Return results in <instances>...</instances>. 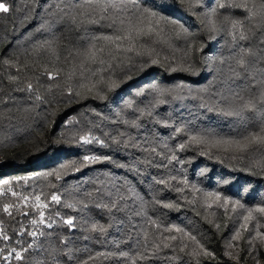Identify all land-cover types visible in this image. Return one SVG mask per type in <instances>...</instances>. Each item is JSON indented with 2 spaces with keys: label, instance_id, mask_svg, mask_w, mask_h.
I'll return each instance as SVG.
<instances>
[{
  "label": "trees",
  "instance_id": "trees-1",
  "mask_svg": "<svg viewBox=\"0 0 264 264\" xmlns=\"http://www.w3.org/2000/svg\"><path fill=\"white\" fill-rule=\"evenodd\" d=\"M4 2L10 12L0 14V100L7 101L0 103V264H264V213L244 219L248 209L264 207V151L240 153L211 143L259 126L253 113L246 114L247 127L224 116L226 105L214 95L225 87L221 69L227 60L222 65L220 59L235 51L223 17L243 19L245 13L218 9L217 30L211 31L205 11L227 0H200L191 8L186 0H135L140 9L183 25L187 35L177 36L162 23L160 38L138 41L142 55L129 53L131 60L114 69L118 87L97 85L89 92L79 84L89 83L90 74L82 81L80 59L65 47L66 38L86 46L78 40L84 30L69 31L65 23L41 28L51 23L48 13L59 0ZM26 6L32 9L27 19L21 11ZM128 7L133 9L132 0ZM87 30L112 32L99 25ZM189 66L193 71L180 70ZM49 72L59 75L49 79ZM29 83L31 91L20 90ZM159 90L173 91L160 96ZM192 135L206 142H191ZM85 136L92 143L84 144ZM151 148L155 152L145 151ZM85 156L101 162L81 166ZM53 194L60 203L51 200ZM37 195L47 208L34 207ZM41 211L45 223L32 224ZM13 249L23 259L10 256Z\"/></svg>",
  "mask_w": 264,
  "mask_h": 264
},
{
  "label": "snow or ice",
  "instance_id": "snow-or-ice-1",
  "mask_svg": "<svg viewBox=\"0 0 264 264\" xmlns=\"http://www.w3.org/2000/svg\"><path fill=\"white\" fill-rule=\"evenodd\" d=\"M186 2L191 8L199 4L200 0H186ZM132 3L133 9L128 7L129 0H78V2L59 0L48 13L51 17V23L46 21L45 24L41 25V28H44L46 25L50 28L54 24L65 23L71 26L69 31L84 30V35L79 37L78 40L86 41V46L82 48L78 47L76 44H73L71 38H66L67 44L65 45L69 51V56L79 58L81 61L79 68L82 81L85 79V73L90 74L87 77L89 83L81 82L79 84L81 89L91 92L93 89H97V85H103L108 90L118 87V82L113 79L114 69L120 67L126 60H131V56L128 55L129 53H135L137 56L142 55V52L137 48L138 41H143L153 36L160 38L164 32V28L161 27L162 23L170 25L177 36L181 33L187 35V30L184 29L183 25L168 20L159 13L147 8L140 9L135 5V0H132ZM226 7L241 9L245 13V16L243 19L234 18L230 15L223 17V23L228 26V35L232 41L231 46L235 51L230 57L220 59L222 65L227 60V68L221 69L225 76L223 80L225 87L218 90L214 95L219 97L218 103L226 105V107L220 109L224 116L236 117L243 126L247 127L248 117L246 114L253 113L259 119V126L257 130L249 131L240 138H214L211 143L214 146L222 145L225 147V150H235L240 153L248 152L250 149L264 151V0H227V3L221 2L218 4V7L208 9L205 11L204 17L211 26V31L217 30L218 9ZM21 11H25V18L27 19L32 9L26 6ZM9 12L10 8L8 4L4 0H0V14H7ZM135 13L139 14L135 15ZM88 25L107 27L112 32L110 34L90 35L87 30ZM37 30L39 31L40 29ZM140 47L142 48L144 45L141 44ZM4 63L8 64L9 62L5 60ZM151 63L157 64L159 61L152 59ZM176 70V68L172 69V71ZM180 70L193 71L191 66L181 68ZM105 73L108 75L105 76ZM47 75L49 79H55L59 75V72L55 74L49 72ZM91 77H98V79L95 82H91ZM11 79L15 80L14 77ZM237 81H241V83L237 84ZM32 88V84L29 83L26 89L20 90L31 91ZM69 91H71V88H69ZM166 91L168 94H171L173 90H159V95H165ZM201 91H207V89H202ZM76 95H80V93L76 92ZM138 95H143V92L138 93ZM37 99H40V97L37 96ZM164 102L163 100L159 101V103ZM0 103H7V101L0 100ZM211 110L213 109L209 108V111ZM4 119L5 114L0 112V124H2ZM133 126L138 127L135 122H133ZM176 131L179 132L181 129L177 128ZM81 140L84 144L92 143V139L87 136L81 137ZM190 141L204 143L206 142V138L204 136L192 135ZM179 147L184 149L186 145L181 144ZM149 150L155 152V148L145 149V151ZM105 159L108 158L106 157ZM171 159H176V156L173 155ZM84 162L97 163L101 162V158L98 156H85L83 162H81V166H85ZM71 166H75V163ZM261 166L264 167V161L261 162ZM76 170L79 171L80 168L77 167ZM49 175H53V173H49ZM55 175L57 179L60 178L59 172L55 173ZM182 182L187 183V181ZM5 183H10V181H6ZM157 183L166 184L167 181L161 180L157 181ZM13 195H16V193H13ZM206 195L211 196L214 193H206ZM216 198L217 200L220 199L219 196ZM24 199H27V197H24ZM120 199H124V197L121 196ZM51 200L60 203L58 195L53 194ZM35 202L34 207H48L47 204L40 202V196L38 195L35 196ZM227 203L228 201L225 199L224 205ZM224 205H221V207ZM66 206L73 207L71 204ZM10 207L11 205L5 206L4 211L8 212ZM105 207H108V205H105ZM112 207H116L115 202L112 204ZM164 207L171 208L174 205L165 204ZM240 207L244 206L240 205ZM253 211L264 213V207L248 209V215L244 217L245 221L253 218ZM39 216V221L33 220L32 224L45 223L42 211L39 213ZM64 223L71 227L73 220L67 219ZM151 223L155 224L156 221H151ZM48 226L51 227V224ZM242 227H246V225H242ZM92 229L100 232L105 231L102 226L96 224L92 225ZM165 231L171 232L173 229L166 228ZM175 231L182 232L183 229L176 228ZM29 235L36 236V233L32 232ZM239 237L240 233L237 232L233 238L239 239ZM190 238L195 240V237ZM170 239L175 240L176 237L172 236ZM28 247L31 248L32 245L30 244ZM24 251H27V249ZM13 254L15 259H23L21 252L15 249L9 253L10 256ZM193 254L196 255L197 253ZM121 255L127 256L128 254L121 253ZM204 255H211V253L204 251ZM4 259H8V257H4ZM37 264H42V262L38 261ZM55 264H59V262L56 261ZM84 264H87V262H84Z\"/></svg>",
  "mask_w": 264,
  "mask_h": 264
}]
</instances>
